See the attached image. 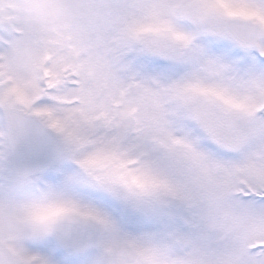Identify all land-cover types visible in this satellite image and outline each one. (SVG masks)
Returning a JSON list of instances; mask_svg holds the SVG:
<instances>
[{
    "label": "snow or ice",
    "instance_id": "6c2138e0",
    "mask_svg": "<svg viewBox=\"0 0 264 264\" xmlns=\"http://www.w3.org/2000/svg\"><path fill=\"white\" fill-rule=\"evenodd\" d=\"M0 264H264V0H0Z\"/></svg>",
    "mask_w": 264,
    "mask_h": 264
}]
</instances>
